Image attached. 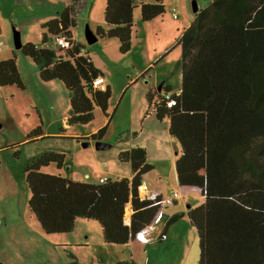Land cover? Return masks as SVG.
Listing matches in <instances>:
<instances>
[{
	"label": "trees",
	"instance_id": "16d2710c",
	"mask_svg": "<svg viewBox=\"0 0 264 264\" xmlns=\"http://www.w3.org/2000/svg\"><path fill=\"white\" fill-rule=\"evenodd\" d=\"M70 1L58 18L43 24L53 39L52 47L46 45L44 33L41 45L26 42L20 50L36 64L41 81L64 84L69 100L67 124L79 126L93 119L96 108L108 118L111 91L109 85L104 89L93 85L102 73L86 53H80L83 45L74 40L77 0ZM135 6L143 22L165 12L162 0L137 5L134 0H106L103 16L110 27H97L95 35L117 38L119 51L126 53L131 47ZM58 35L69 38L70 47L57 45ZM177 44L180 91L163 86L175 104L166 106L163 93L156 90L148 91L147 99L148 111L159 120L168 117L169 134L180 144L175 161L180 193L196 190L203 198L187 211L198 237L195 264H264V0H210L193 12ZM5 85L24 87L13 57L0 60V86ZM104 130L105 126L86 139L100 140ZM42 133L39 125L27 139ZM63 158L62 152H46L24 170L30 190L28 206L45 233L69 232L75 219L82 217L100 223L105 242L124 244L155 223L159 206L139 196L143 175L153 167L145 147L134 145L118 154L120 161L131 164L129 177L99 183L40 171L50 162L61 166ZM128 203L129 224L125 223ZM176 218L177 214L172 215L168 223ZM71 258L67 264H79Z\"/></svg>",
	"mask_w": 264,
	"mask_h": 264
},
{
	"label": "rangeland",
	"instance_id": "374dc122",
	"mask_svg": "<svg viewBox=\"0 0 264 264\" xmlns=\"http://www.w3.org/2000/svg\"><path fill=\"white\" fill-rule=\"evenodd\" d=\"M191 1L180 0L193 15ZM195 1L202 9L210 0ZM180 2L163 0L165 12L157 19L158 22L164 20L161 28L160 23L148 24L153 19L140 21L139 8L135 6L131 47L126 53L119 51L115 37L88 44L85 40L87 23L76 17L77 22L72 27L74 36L83 40L86 49L95 50V67L107 79L111 95L108 118L96 108L91 121L66 126L62 117L68 115L69 100L64 84L58 80L41 81L36 64L13 43L14 28L21 29L22 43L29 38L35 40V30L32 29L37 28L35 17L44 13L45 6L39 0H0V40L7 44L0 50V60L13 57L24 84L23 88L0 86V264H67L71 256L79 264H94L96 261L114 264L129 260L135 264L197 262L198 237L189 223L187 211L202 203L198 191L180 193L174 202L162 208L164 217L153 224L148 232L149 241L133 239L115 244L104 241L102 227L96 219L77 217L71 231L45 233L28 206L30 190L24 171L25 166L41 154L62 152L61 166L50 162L40 171L99 183V177L107 174L112 178L128 176L131 164L120 161L118 154L134 145H142L147 150L148 160L159 163L160 170L169 172L176 179L172 158L179 156L181 147L169 134L168 117L159 120L152 110L148 111L147 93L157 91L162 85H169L173 90L181 85L178 64L181 49L177 41L183 29L176 42L167 49L172 38L164 30L168 28L167 12L177 15L181 11ZM109 41L116 42V45H106ZM39 125L42 136L29 141L27 135ZM99 126H105L99 141L110 143L111 147L96 149L94 141L83 146V141L90 140L82 135L95 128L96 132ZM169 189L166 184L162 191L164 197L170 194ZM171 189L180 192L177 183ZM139 196L142 195L139 193ZM130 214L127 204L125 222ZM175 214L177 218L168 223ZM164 231L166 238L161 240L159 236Z\"/></svg>",
	"mask_w": 264,
	"mask_h": 264
},
{
	"label": "crops",
	"instance_id": "0c3cea01",
	"mask_svg": "<svg viewBox=\"0 0 264 264\" xmlns=\"http://www.w3.org/2000/svg\"><path fill=\"white\" fill-rule=\"evenodd\" d=\"M151 1L152 0H134V2H136L138 4L141 3V2H151ZM39 2H40L41 5L45 6L44 7L45 9H43L44 13H40V14H38L35 17L37 19L36 20L37 28H35V27L32 28L33 31L35 30L34 31L35 40H31L29 38V39H27V41H25V43L26 42H30V43H33L35 45H41L42 44L41 43L42 35L44 33H46L47 34V40H48L46 45L47 46L50 45L52 47L53 39H51V35L47 32V29L43 26V24L46 23L50 19L58 18L62 8L68 6L71 1L70 0H39ZM179 2H180V0H179ZM105 4H106V0H77L75 2V4H74L75 24L77 22L76 21V17L78 16V17H80V19L83 22L87 23L86 27L88 26L93 32H95L97 27H101V28H103L105 30L108 29L110 26L104 21V16H103ZM179 5H180V8H181V11H179L177 13V15H176L175 12H172V11H168L167 12L168 17L166 19V22H167L166 26L168 28H166L164 30H166L169 33L170 38H172V41L166 46L165 49L171 47L176 42V40L178 39V36L180 34V30H182L185 27H187L189 25V23L191 22L192 18H193V15H191L188 12L187 5L185 3L180 2ZM171 10H172V7H171ZM162 15L153 18L152 22H149L148 24H150V23H154V24L160 23L159 26L161 28L165 24L164 20H160L161 22H158L157 19L161 18ZM18 29L21 30L20 28H18ZM73 37H74V40L76 42H78V43L83 45V40H81L78 37L74 36V33H73ZM85 40H86V37H85ZM98 40L102 41V40H106V38L97 36V40L96 41H98ZM109 44H113L115 46L116 42L109 41V42H107L106 45H109ZM118 45H119V42H118ZM5 46H7L5 40H3V39L0 40V50H1L2 47H5ZM83 50H84L83 53H86L89 56V58L92 61V63L94 64V66H96L95 63H94V60H95L94 56L96 55L95 50L86 49L84 47V45H83ZM100 50L101 49L99 48L98 51H100ZM164 50H163V52H164ZM96 83L99 84V85H103L105 87H106V85H108L107 79L103 75L99 76L96 79ZM165 87H170V86L166 85ZM157 91H159V93L166 92L163 89V85L161 86L160 90H157ZM172 91L179 92L180 91V87H179V89H176V90L172 89ZM62 119L65 121V124L67 126L68 125L67 124V116L63 115ZM99 128H101V127L99 126ZM94 130H96V128ZM94 130H92L93 133H94ZM92 131H91V133L87 132L86 135H82V136H86V137H83V138L89 137L92 134ZM79 138H80V140H83V139H81V137H79ZM87 140H90V143L94 141V140H92L90 138H88ZM146 152H147V150H146ZM179 155H180V153H179ZM178 157L173 156V158H172V160L174 161V167H175V161H176V159ZM147 162L152 164L153 167H152V169H150L148 172H146L143 175L142 184L139 186V193L141 194V191H144V193L141 194L142 196H140V198H149L152 195V193H155V192H159V193L163 194L162 191H163L164 186L166 184H168V186H170V189L168 190V193H171L173 191L171 188H175L176 187V183H177V187L179 188V184H178V181H177L176 169H175V175H176L175 178L176 179H174V177L173 178L171 177V174L169 172L164 171V170H160L158 168L159 167V163H152V161L148 160V157H147ZM129 176H130V174L127 177H129ZM162 176L164 177V179L162 178ZM102 177H104L106 179L107 178H112L108 174L104 175V176H100L99 177V182H100V178H102ZM171 179H172V181H171ZM128 204H129L130 210L132 212L131 205H130V203H128ZM130 216H131V214H130ZM130 216H129L128 221L125 222V223L129 224Z\"/></svg>",
	"mask_w": 264,
	"mask_h": 264
},
{
	"label": "built area",
	"instance_id": "2783aa9c",
	"mask_svg": "<svg viewBox=\"0 0 264 264\" xmlns=\"http://www.w3.org/2000/svg\"><path fill=\"white\" fill-rule=\"evenodd\" d=\"M71 42L72 41L69 38L65 37V35H58L56 37V40H55V43L57 45L63 46L64 48L70 47ZM83 52H84V50H83V48H81L80 53H83ZM93 85L95 88H98V89H104L105 88V86L97 84L96 80H95ZM163 98L165 100L166 106L171 107L172 105L175 104V99L172 97L171 93L164 92ZM105 180H106V178H104V177L100 178V181H105ZM179 195H180V192H177V191H172L168 196H165V197L162 196V194L159 192L152 193V195L149 197V198L153 199L152 205H158L159 206V208L156 212V215H155L154 222H158L159 220H161L164 217V212H163L162 208L165 205H168V204H171L172 202H174L179 197ZM152 226H153V224L146 226L144 229L138 231L135 234V239H137L141 242L149 241L148 232L152 229ZM165 238H166V235L163 233L161 235V239H165Z\"/></svg>",
	"mask_w": 264,
	"mask_h": 264
},
{
	"label": "water",
	"instance_id": "95a60500",
	"mask_svg": "<svg viewBox=\"0 0 264 264\" xmlns=\"http://www.w3.org/2000/svg\"><path fill=\"white\" fill-rule=\"evenodd\" d=\"M192 11L196 12L198 10V5L195 0L191 2ZM85 37L88 44H92L97 40V36L95 33L87 26L85 29ZM13 43L15 48L20 49L22 46V40H21V33L19 29H14L13 34ZM161 86L158 87V90H160ZM90 144V141H83V146H88ZM95 148L96 149H105L111 147L110 143H103L99 140L94 141Z\"/></svg>",
	"mask_w": 264,
	"mask_h": 264
},
{
	"label": "bare ground",
	"instance_id": "6f19581e",
	"mask_svg": "<svg viewBox=\"0 0 264 264\" xmlns=\"http://www.w3.org/2000/svg\"><path fill=\"white\" fill-rule=\"evenodd\" d=\"M144 193V191H141V194H143Z\"/></svg>",
	"mask_w": 264,
	"mask_h": 264
}]
</instances>
